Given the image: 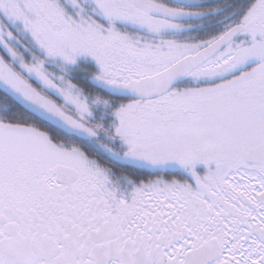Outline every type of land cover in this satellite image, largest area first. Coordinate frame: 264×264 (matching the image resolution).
I'll return each mask as SVG.
<instances>
[{
  "label": "snow or ice",
  "instance_id": "1",
  "mask_svg": "<svg viewBox=\"0 0 264 264\" xmlns=\"http://www.w3.org/2000/svg\"><path fill=\"white\" fill-rule=\"evenodd\" d=\"M193 4L0 0V94L22 101L0 112V264H264V0L178 39L215 11ZM80 58L111 96L68 79ZM58 129L151 175L125 193Z\"/></svg>",
  "mask_w": 264,
  "mask_h": 264
},
{
  "label": "flooded vegetation",
  "instance_id": "2",
  "mask_svg": "<svg viewBox=\"0 0 264 264\" xmlns=\"http://www.w3.org/2000/svg\"><path fill=\"white\" fill-rule=\"evenodd\" d=\"M233 1L234 0H192V2H194L192 6L194 7L215 9V11L206 12L203 16L200 17L189 16L181 18L179 22L186 25V27L179 32L173 33V35L181 40L189 39L194 41L204 39L206 34L211 31L213 32V34H215L216 31L221 29L222 6L227 5L228 2L232 3ZM78 66H83L82 68L87 72L85 76L86 78H89L88 80L95 81L93 79V74L98 71V67L96 66L94 61H92L90 58H80L74 68ZM82 78L83 77H81L80 80ZM88 80L86 81V83L88 82ZM78 86L81 87L80 85ZM108 119L112 121L114 118L109 115ZM105 164V169H107L113 175L114 181L118 182L121 190L125 193L130 192L132 189V184L127 183V180L138 183L140 181L138 180L140 177L137 174H143V179H146L149 175H151V173L146 170V165L137 160L127 159V156L121 157V159L118 160H109ZM123 167L129 168L127 169L129 171L128 174H126L124 170H121V168ZM197 170L201 174H203V172L205 171L202 165L198 166ZM176 174L180 175L179 172H177Z\"/></svg>",
  "mask_w": 264,
  "mask_h": 264
},
{
  "label": "trees",
  "instance_id": "3",
  "mask_svg": "<svg viewBox=\"0 0 264 264\" xmlns=\"http://www.w3.org/2000/svg\"><path fill=\"white\" fill-rule=\"evenodd\" d=\"M241 2H243L246 6L248 0H234L232 3L228 2L227 5L222 6V13H224V15L227 16H231V20L236 18V11H237V6L238 4H240ZM238 15V14H237ZM222 26L221 29L224 25H226L227 23H229L231 20L226 19V16H222ZM226 22V23H225ZM220 29V30H221ZM213 35V32H209L206 34L205 38H207L208 36ZM83 88L84 93L86 95H89V97L91 98V96H96L99 95V93L95 90V89H91L89 88V86H86ZM82 88V87H81ZM0 103H3L7 106L12 105L13 107H18L15 105V103H12L8 98H6L4 95L0 94ZM92 111L95 112H105V110H103L102 108L99 107H93ZM111 110H107V112H109ZM104 119H106V117H104ZM35 123H40L39 120H37L36 118H33ZM96 121L101 120V118H96L94 119ZM105 122V121H103ZM105 127H107L108 125L106 123H104ZM101 133H99L98 137L92 141H80L77 138L74 137H68L66 135H63L62 133L57 131V139L61 140V141H67V142H71V143H75L77 146L81 147L83 150L86 151V153L89 155L90 158L94 159L101 167H105L106 166V162H108L109 160H118L121 159V157H124V153L126 151L125 148H123L120 143L118 141L113 142L106 134L103 130L100 131ZM105 136V137H104ZM127 159H131L128 158ZM129 168H121V170H124L126 172V174H128V170ZM140 178L139 180L143 179L144 175L143 174H137Z\"/></svg>",
  "mask_w": 264,
  "mask_h": 264
},
{
  "label": "water",
  "instance_id": "4",
  "mask_svg": "<svg viewBox=\"0 0 264 264\" xmlns=\"http://www.w3.org/2000/svg\"><path fill=\"white\" fill-rule=\"evenodd\" d=\"M97 88L101 89L102 91H104L106 94H109V96H111L112 94L107 90L105 89L104 87L102 86H96ZM3 95V94H2ZM5 97H7L10 101H12L13 103H15L11 98H9V96L7 95H4ZM121 99V98H120ZM16 105V104H15ZM18 106V105H17ZM38 119V118H36ZM39 120V119H38ZM40 122V121H39ZM59 132H61L62 134L66 135V136H69V137H76L81 140H84V141H89L91 139H94L95 137H88V136H85V135H76L74 133H70L68 131H65L63 129H58Z\"/></svg>",
  "mask_w": 264,
  "mask_h": 264
},
{
  "label": "clouds",
  "instance_id": "5",
  "mask_svg": "<svg viewBox=\"0 0 264 264\" xmlns=\"http://www.w3.org/2000/svg\"><path fill=\"white\" fill-rule=\"evenodd\" d=\"M8 96L11 97L12 100L19 102V103H22V101H19V98L14 96V94L9 93ZM7 107H8L7 105L0 103V112L6 110Z\"/></svg>",
  "mask_w": 264,
  "mask_h": 264
},
{
  "label": "rangeland",
  "instance_id": "6",
  "mask_svg": "<svg viewBox=\"0 0 264 264\" xmlns=\"http://www.w3.org/2000/svg\"><path fill=\"white\" fill-rule=\"evenodd\" d=\"M221 16H223V14H221ZM226 16V19H228V20H231L230 18H231V16H227V15H225ZM74 67V66H73ZM85 72V71H84ZM99 133H101V132H99ZM99 133H98V135H99ZM102 134V133H101ZM98 135H97V137H98ZM105 137V136H104Z\"/></svg>",
  "mask_w": 264,
  "mask_h": 264
}]
</instances>
